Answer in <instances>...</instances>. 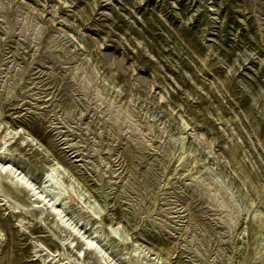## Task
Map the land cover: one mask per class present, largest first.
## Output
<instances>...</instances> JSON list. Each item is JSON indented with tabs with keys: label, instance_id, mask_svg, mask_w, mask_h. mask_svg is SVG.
<instances>
[{
	"label": "rangeland",
	"instance_id": "374dc122",
	"mask_svg": "<svg viewBox=\"0 0 264 264\" xmlns=\"http://www.w3.org/2000/svg\"><path fill=\"white\" fill-rule=\"evenodd\" d=\"M0 264H264V0H0Z\"/></svg>",
	"mask_w": 264,
	"mask_h": 264
}]
</instances>
